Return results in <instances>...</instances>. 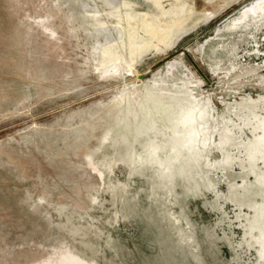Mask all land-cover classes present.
<instances>
[{"label": "rangeland", "instance_id": "374dc122", "mask_svg": "<svg viewBox=\"0 0 264 264\" xmlns=\"http://www.w3.org/2000/svg\"><path fill=\"white\" fill-rule=\"evenodd\" d=\"M122 2L0 0V264H264L260 0Z\"/></svg>", "mask_w": 264, "mask_h": 264}, {"label": "bare ground", "instance_id": "6f19581e", "mask_svg": "<svg viewBox=\"0 0 264 264\" xmlns=\"http://www.w3.org/2000/svg\"><path fill=\"white\" fill-rule=\"evenodd\" d=\"M174 1L175 2L172 3V7H169L170 9H165L164 0H154V3L160 10V12L157 14H151L149 12L134 14L135 7L132 4L133 2L129 0H123L122 2L123 7L126 8L125 10H127L125 15L121 13V6L116 8L114 7L110 14L117 18V23L120 26L122 32L121 42L124 44V47H126L128 44L131 54H137L139 51L153 46V43L155 40L157 41V37L160 33L167 32L175 22L177 23L182 18L189 15L193 10L192 8H194L191 6L189 0ZM257 7L258 8L256 10L260 11V13H264V0H260ZM253 13H257V11H254ZM244 14L246 17L248 12L246 11ZM97 15H99L98 12H94V16L97 17ZM170 35L167 37V40L170 38ZM117 45L118 44L114 43L109 44L108 46L104 47L103 53L115 58L118 55Z\"/></svg>", "mask_w": 264, "mask_h": 264}]
</instances>
